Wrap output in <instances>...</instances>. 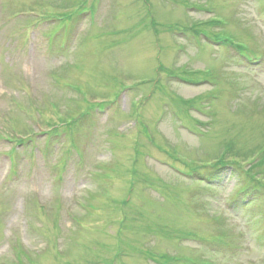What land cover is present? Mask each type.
Masks as SVG:
<instances>
[{"label":"rangeland","instance_id":"374dc122","mask_svg":"<svg viewBox=\"0 0 264 264\" xmlns=\"http://www.w3.org/2000/svg\"><path fill=\"white\" fill-rule=\"evenodd\" d=\"M263 144L264 0H0V264H264Z\"/></svg>","mask_w":264,"mask_h":264},{"label":"trees","instance_id":"16d2710c","mask_svg":"<svg viewBox=\"0 0 264 264\" xmlns=\"http://www.w3.org/2000/svg\"><path fill=\"white\" fill-rule=\"evenodd\" d=\"M264 145V144H263ZM233 146H235V144L234 143H232V144H230V148L231 149H233ZM264 148V146H262V145H260L258 148H257V150H262ZM243 151H240V152H236L235 153V156H237V157H243L244 156V153H242ZM246 155H247V153H246ZM257 170L258 171V169H260V168H258V166H257V164H254L253 166H252V168H251V171H253V170Z\"/></svg>","mask_w":264,"mask_h":264}]
</instances>
